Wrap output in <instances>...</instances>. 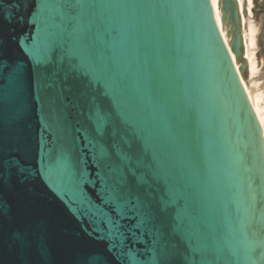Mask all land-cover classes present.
<instances>
[{"label": "snow or ice", "instance_id": "6c2138e0", "mask_svg": "<svg viewBox=\"0 0 264 264\" xmlns=\"http://www.w3.org/2000/svg\"><path fill=\"white\" fill-rule=\"evenodd\" d=\"M5 3L0 264L6 251L11 264H51L47 225L16 224L37 180L96 242L66 264H264V146L213 148L215 101L189 75L185 26L207 5ZM241 169L260 184L247 177L249 202L233 212Z\"/></svg>", "mask_w": 264, "mask_h": 264}, {"label": "water", "instance_id": "95a60500", "mask_svg": "<svg viewBox=\"0 0 264 264\" xmlns=\"http://www.w3.org/2000/svg\"><path fill=\"white\" fill-rule=\"evenodd\" d=\"M199 2L207 7L191 13L183 41L193 85L204 87L215 101L213 129L220 139L212 147L222 146L227 153L236 148L244 151L243 145L247 143V151L251 153L254 148L264 146V105L262 109L255 108L256 98L264 103V0ZM0 7L7 10L9 5ZM249 175L255 176L256 185L260 184L259 173L255 171L241 169L231 174L232 183L242 184V188L233 189L237 194L233 212L237 205L245 207L249 202ZM29 198L33 201L32 210L25 212L21 208L16 224L36 226L43 222L47 225L51 264H66L75 252L96 246L95 241L81 232L80 224L64 204L38 180L32 185ZM4 259L5 264H11L17 258L6 251ZM222 264H232V261L225 258Z\"/></svg>", "mask_w": 264, "mask_h": 264}, {"label": "bare ground", "instance_id": "6f19581e", "mask_svg": "<svg viewBox=\"0 0 264 264\" xmlns=\"http://www.w3.org/2000/svg\"><path fill=\"white\" fill-rule=\"evenodd\" d=\"M263 105H264L263 100L261 98H256V100H255V108L258 107V108L262 109ZM262 122L264 124V117L262 118Z\"/></svg>", "mask_w": 264, "mask_h": 264}]
</instances>
